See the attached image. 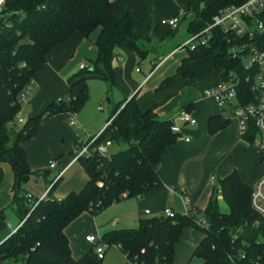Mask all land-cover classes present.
<instances>
[{
	"label": "trees",
	"instance_id": "1",
	"mask_svg": "<svg viewBox=\"0 0 264 264\" xmlns=\"http://www.w3.org/2000/svg\"><path fill=\"white\" fill-rule=\"evenodd\" d=\"M118 1L18 0L8 8L6 2L0 17V163L12 169L14 197L10 206L24 223L0 243V264H102L95 249L75 258L66 232L69 225L86 212L96 216L115 203L138 199L162 185L158 174L161 158L166 148L177 142L179 134L172 131V118L159 117L155 106L141 110L136 96H132L116 104L108 98L113 108L91 147L111 142L126 148L112 155L92 151L91 156L80 157L77 161L87 174L80 191L58 199L54 192L59 179L52 181L47 197L39 200L33 195L28 199L30 193L23 188L33 176L24 143L37 134L42 122L60 113L77 114L88 99L90 76L104 80L109 94L117 86L114 62L121 59L117 49L128 50L141 59L150 52L144 47L148 37L134 32L131 15L115 16ZM246 1L189 0L181 21L189 17L187 34L191 37L201 33L221 10ZM97 29V56L90 67L69 79V93L53 100L20 128L10 125L21 111L22 94L45 66L48 54L74 34L90 39ZM212 34L207 44L187 49L176 73L157 90L171 85L176 77L193 78L192 64L205 57H214L218 72L234 70L243 77L248 73L241 58L231 56V50L241 44L252 46L254 40L226 33L221 27ZM240 87L251 91V83L245 79ZM223 114L209 119L210 134L228 125ZM252 191L253 186L234 171L214 187L204 210L194 207L185 215L143 217L135 228L106 231L100 242L107 249L119 247L129 264H174L177 243L185 229L194 228L203 238L193 256L202 258L204 264H264V218L251 207ZM219 194L229 207L228 212L219 205ZM5 218V212L0 210V221ZM199 219L206 224L198 223Z\"/></svg>",
	"mask_w": 264,
	"mask_h": 264
},
{
	"label": "crops",
	"instance_id": "2",
	"mask_svg": "<svg viewBox=\"0 0 264 264\" xmlns=\"http://www.w3.org/2000/svg\"><path fill=\"white\" fill-rule=\"evenodd\" d=\"M188 1L119 0L114 8V14L116 17L121 18L129 13L133 20L134 32L138 36L148 35L152 28L156 11H158L157 15L161 21L170 19L180 10H185ZM179 25L175 29L168 26H166V29L165 27H158L157 31L162 29L159 36H157L159 41L164 40L169 34L176 32ZM1 31L0 26V33ZM87 47V40L81 34L76 33L64 44L56 46L48 54L45 66L35 76L29 88L27 101L22 104L20 117L23 119V123L29 118L41 114L53 100H58L69 93V79L79 73L78 70H81L80 65L84 64L79 63L78 65L75 62L74 55L78 52H84L87 50ZM179 47L176 50L170 51L163 58V61L157 63L155 68H153L155 62L152 61L149 75L140 83L137 79L132 78V68L129 78H126L127 87L124 89V95L126 98L136 96L141 110L144 111L155 106V112L159 117L173 118L182 108H187L197 120L194 125L177 121L176 124L180 128L178 140L175 144L166 148L158 170L162 185L147 191L138 199H125L111 206L115 207L122 204L124 209L121 211L122 215H137L139 217L138 223L143 215H147L148 217L164 216L166 209L183 215L187 214L194 207L204 210L209 203L214 187L230 173L234 171L238 172L241 179L250 186H254L262 173L260 159L255 153L254 148L247 145L241 138L236 118L230 119L229 116L223 114L229 120L228 125L215 134H210L209 132V119L223 113L217 101L205 95L206 89L224 79V76L215 67L214 57H210L209 59L206 67L207 73L200 74L201 67L196 68L195 63H193V78L176 77L171 85L157 90L166 78L176 73L181 64V62L179 64V61H182L187 56L186 54L184 57L181 56L180 60L175 59L176 55L182 52L183 48ZM117 52L120 53L121 59L115 60V67L118 64H122L128 56V50L120 48L117 49ZM162 55L164 54L160 53L158 57L160 58ZM93 57V59H90L91 62L96 58L95 55ZM191 84L200 85L196 93L188 92V86ZM107 91L108 88L106 95H108ZM99 107L101 106H98L97 110L103 111V108L99 109ZM71 115L72 117L75 116L74 120L76 121L75 125L71 123L72 127H69L70 113H60L46 118L42 122L37 134L24 143L30 164L35 163L36 156L41 154L43 158L46 157L48 162L52 161L53 158L55 159L54 161L57 164L55 169H57L58 173L65 171L59 178L60 181L54 192L58 199L64 198L71 192L80 191L87 182V174L80 166L63 182L64 176L75 165L79 164L78 161H75L76 150L71 160L67 161L63 166V158L58 162L56 161L58 157H63V154H59V150L49 143L50 139L53 138L54 134H66L65 132H68L67 137L75 146L78 142L85 143L90 136H97L104 130L108 118L104 120L103 124L98 125L93 135L90 134L87 140L84 141L73 129L76 126H79V129L81 128L76 114ZM17 122L16 120L12 126L20 128L21 123ZM49 171L51 175L52 170L50 169ZM212 176H214L213 181L210 180ZM51 183L52 181L48 184L47 180L40 179V177L35 181L30 178L23 185V188L34 197L40 198L49 190ZM12 186L13 172L11 167L6 163H0V210L5 212L6 217L5 220L0 221V243L13 234L21 224L20 219L10 206L14 197ZM175 187L178 189L176 190ZM122 221L123 219L110 220L103 228V232L105 233L118 227L122 228ZM138 223L136 222L133 226H136ZM68 229L69 227L66 232L69 237ZM202 238L203 235L200 232V238H198L196 243L188 245L184 250H178L180 242L177 243L174 264H189L194 258L193 252ZM87 242L90 248L76 255L73 253L75 258L79 259L83 257L92 249L91 246L94 244L88 240ZM105 254L103 259L105 258ZM122 254L125 256L123 252ZM125 258L127 259L126 256Z\"/></svg>",
	"mask_w": 264,
	"mask_h": 264
},
{
	"label": "rangeland",
	"instance_id": "3",
	"mask_svg": "<svg viewBox=\"0 0 264 264\" xmlns=\"http://www.w3.org/2000/svg\"><path fill=\"white\" fill-rule=\"evenodd\" d=\"M17 1L18 0H8L7 8L9 6L14 7ZM157 13L158 11H156V15H154L155 18L152 24V28L150 29V33L148 35L141 36L142 38L148 37L146 46L144 47L150 50V52L145 58H142V59L136 57L135 55H132L131 53H129V51L127 52L128 53L127 58L123 61L122 64H118L115 67L116 71L117 72L119 71V73L117 74V86L108 95H106V90L108 87L104 80L94 77V76H90L88 78L87 80L88 89H89L88 99L86 100L81 110L76 114V118L81 128L79 129V126H76L75 128H73L74 131L77 134H79L80 138L83 139L84 141L87 140L90 134L93 135V132H96L98 125H100L101 123L103 124L104 120L108 117V114L111 112L113 106L109 104L108 98H111V100L113 101V104H116L126 98L124 95V92H125L124 89H126L127 87L126 78H129L131 68H132V78H134L135 80L137 79V81L140 83L141 81L145 79L147 75H149V72L152 68V61L155 63H159L160 58H164L165 56H167V54L170 51L176 50L179 46L184 45L190 39V36L187 34V23L189 20V17H187L184 21L181 22L176 32L169 34L164 40L159 41L157 36H159V33L160 31H162V29L157 31V28L165 27L166 29L167 27L161 24V19L160 17H158ZM99 32H100V29H97L91 35L90 39H85L87 40V43H88L87 50H85L84 52H78L74 55L75 62H77L78 65L79 63H84L86 64L87 67H90L91 65L90 59H93L94 55L96 57V54H97V48L95 46V42H96ZM187 49H188L187 47H183L182 52L178 53L175 59L178 60L181 56L182 57L186 56ZM160 53L164 55H162L159 58L158 55ZM246 58L250 60L252 56L248 54ZM209 59L210 57H205V58L199 59L194 62L196 68L201 67L202 70L199 71L200 74L207 73L206 67H207V64L209 63ZM180 62L181 61H179V64ZM137 68H139V71H136ZM79 71L80 70H78V72ZM125 72H126V76H125ZM219 73L223 75L225 71L222 70ZM188 87H189L188 88L189 93H196V90L199 89L200 85L191 84ZM98 106H101V108H103V111L97 110ZM223 113L225 116H229L230 119L235 118L234 115L232 114V111L228 109V107L225 108ZM71 118H72V115L70 114L69 127H72ZM22 124L23 123H21V126ZM65 133L66 134L64 133L54 134L53 138H51L49 141L50 144H53L57 148V150H59L60 152L59 154H63V157H62L64 159L62 163L63 166L67 161L71 160V158L73 157V153L76 150L75 144L71 142L70 139L67 137L68 132H65ZM13 142H14V139L11 141V144ZM123 148H126V146L117 145V144L112 145L108 149L109 151L107 155H112L113 153H116ZM54 160L55 159L53 158L52 161ZM52 161L48 162L46 157L43 158L41 154L37 155L34 161L35 163L33 164L29 163L31 172L33 173V176H31V178L34 179L35 181L38 179V177H40V179L47 180L48 184L51 181H53L58 174L57 169H51L52 173L49 177L44 176V171L50 170L49 167ZM79 167H80L79 164L75 165L74 168L71 169L64 176V178L62 179L63 182H65ZM218 201L220 203L222 210L225 212H228L229 207L224 202L221 194L218 195ZM122 210H124L122 204L115 206V207L110 206L96 216L88 212L84 215H81L75 221H73V223H71L68 229L70 246H71L73 253L76 255L79 252H82L90 248V245L87 242V237L93 235L97 239H100L102 234L104 233L103 228L105 227L106 223L109 222L110 220L123 219L122 228L137 227L139 225L138 223L139 217L133 214L132 215L126 214L123 216L121 213ZM143 217H148V216L143 215L142 218ZM136 222L138 224L136 226H133L135 225ZM118 228H121V227H118ZM198 238H200V232L198 230L194 228L185 229L183 233V238L181 239L179 243L178 250L179 249L184 250L186 249L185 247H187L188 245L195 244ZM103 246L106 249L105 250L106 254H105V258L102 260V264H128L127 259L122 254V252L118 249L117 246L114 245V246L109 247L108 249H107L106 244L103 243ZM91 248L94 249L95 245L91 246ZM189 264H204V260L200 257H194L190 261Z\"/></svg>",
	"mask_w": 264,
	"mask_h": 264
},
{
	"label": "built area",
	"instance_id": "4",
	"mask_svg": "<svg viewBox=\"0 0 264 264\" xmlns=\"http://www.w3.org/2000/svg\"><path fill=\"white\" fill-rule=\"evenodd\" d=\"M5 5L6 0H0V17L4 15ZM185 15L186 11L182 9L172 18L162 20L161 24L175 29ZM218 27L223 28L226 33H232L237 37H247L254 40L252 46L241 44L233 47L231 50V56L233 58L240 57L248 73L243 77L237 71H227L222 81L206 89L205 95L214 98L222 109L228 107L232 111V114L238 121L241 138L247 145L254 148L255 153L260 159L262 173L253 186L251 207L257 215L264 218V0H247L242 5L230 6L221 10L213 17L211 24L201 33L191 36L179 48L187 47L189 49H195L198 45L207 44L213 36V30ZM248 54L252 56L250 60L246 58ZM160 61H163V58ZM86 67L84 64L80 65V69ZM243 79L251 83V91L241 89L240 85ZM28 93L29 89L22 94L20 98L21 104L27 101ZM172 119V131L178 134L180 133V128L176 124L177 121L191 125L197 122L193 114L185 108H182ZM16 120L19 123H23L20 113ZM15 121H12L10 125H14ZM71 123L73 125L76 124L74 116L72 117ZM97 137L98 135L95 137L90 136L87 142L77 143L75 161L83 156H91L92 151H97L102 155L108 153V149L112 146L111 142H106L93 148L91 147ZM56 167V162L52 161L50 163V169H55ZM64 172H59L55 181ZM210 180L213 181L214 176ZM47 195L48 191L39 200L45 199ZM26 197L32 199L31 194H28ZM174 215L175 213L170 209L164 211V216L166 217H173ZM199 220L198 223L206 224L204 219ZM23 223L24 220L20 226ZM234 239H237V235H234ZM87 240L95 245L94 249L96 254L100 259H103L106 249L100 242V239L91 235L87 237Z\"/></svg>",
	"mask_w": 264,
	"mask_h": 264
},
{
	"label": "water",
	"instance_id": "5",
	"mask_svg": "<svg viewBox=\"0 0 264 264\" xmlns=\"http://www.w3.org/2000/svg\"><path fill=\"white\" fill-rule=\"evenodd\" d=\"M109 101V100H108ZM44 175L45 176H49L50 175V171H44Z\"/></svg>",
	"mask_w": 264,
	"mask_h": 264
}]
</instances>
